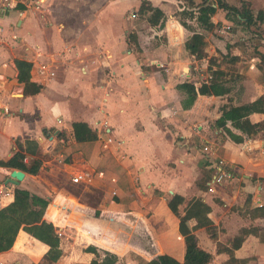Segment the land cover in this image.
<instances>
[{
    "label": "crops",
    "instance_id": "0c3cea01",
    "mask_svg": "<svg viewBox=\"0 0 264 264\" xmlns=\"http://www.w3.org/2000/svg\"><path fill=\"white\" fill-rule=\"evenodd\" d=\"M207 3L215 7L208 13L211 27L199 18L201 7ZM146 4L162 10L155 20ZM231 12L245 22L225 30L224 23L232 21ZM248 27L257 30L254 33L259 36L252 50L245 44L249 41ZM262 54L264 0H46L39 6L0 5V159L9 158L17 142L25 145L26 138L34 139L37 145L44 140L62 145L60 154L69 155L62 166L52 164L53 156L45 158L41 162L48 165L35 172L0 163L3 264L44 259L54 235L44 224L37 225L39 220L5 208L16 185L49 199L43 215L56 228L75 223L72 217L67 220L63 211L80 212L82 206H95L79 200L62 181L71 175L68 165L78 146L92 161L88 167L94 170L99 166L104 153L110 151L101 150V142L103 147L110 143L115 151L124 150L129 159H136L140 190L167 188L170 194L178 192L190 199L182 189L187 179L183 148L200 134H208L203 138L215 146L205 153V167L211 171L207 184L199 187L193 178L199 195L191 201L195 204L200 196L196 205L204 201L210 206L207 214L215 237L204 232L205 226L196 225L194 217L187 222L198 243L211 252L206 264H231L235 258H245L244 264H264V128L248 134L230 118L225 124L216 122L232 105L250 103L260 96L264 100ZM16 59L27 62L23 67L26 81L18 78ZM211 79L219 83L222 92L197 91L188 106L182 103L186 91L180 82L191 80L197 88L201 81ZM247 117L250 121L264 120V108L251 110ZM75 120L95 129L97 138L77 141L72 128ZM194 123L196 131L192 129ZM226 127L242 138L233 139ZM178 153L180 163L162 166L157 162H172ZM29 154L26 152L22 159L26 164ZM219 158L233 176L216 181L212 173ZM13 167L24 171L18 183L5 181ZM158 172L167 174V179L153 180ZM88 177L95 179L93 172ZM52 205L60 210L50 211ZM240 234V243L232 246ZM57 236L61 254L56 259L46 257L52 264L89 262L94 255L85 246L75 245L74 239L62 233ZM223 246L230 247L231 253ZM39 248L42 251L36 257L33 251ZM112 252L119 256L116 262L121 261V252Z\"/></svg>",
    "mask_w": 264,
    "mask_h": 264
},
{
    "label": "rangeland",
    "instance_id": "374dc122",
    "mask_svg": "<svg viewBox=\"0 0 264 264\" xmlns=\"http://www.w3.org/2000/svg\"><path fill=\"white\" fill-rule=\"evenodd\" d=\"M216 1L222 2V0ZM228 10L230 11V9ZM231 13L229 16L232 21L224 23L223 28L225 30H233L236 26H240L245 22L243 19L238 18L235 12ZM257 18L258 16L254 19V22H257ZM259 18L262 19V14ZM248 29L246 34L249 41L245 44L252 50V46H256L259 36H256V33H254L257 31L254 28L248 27ZM192 129L195 131L198 129L196 123L192 125ZM224 134L221 131L222 137L225 136ZM199 136L202 138L199 139ZM207 136L208 134L197 135L187 145L185 143V148H183V165L187 179L182 189L186 192L187 197L190 196V199L184 198L178 205L179 213L185 208L187 202L198 194L192 181L193 178L197 179L196 185L199 187L207 184L205 180L208 178L204 179V177L208 173L205 167V163L208 162V157H206L205 153L210 150V147L213 148L215 146V142H210L205 140L206 138H203ZM178 138L180 139L181 137L178 136ZM204 143L208 144L207 149L203 148ZM56 145L47 140L42 141L38 144L35 155H28V164L31 163L33 157H39L43 161V159L53 156L51 158L52 164L62 166V160L66 161L69 155L64 154L62 151L60 154L62 145ZM107 145V147H103L102 143H99L101 150L110 151L104 153L105 156L99 163V166H96L94 170L93 167H88L92 164V161L87 157L85 149L79 146L75 148L77 152L72 153L71 165H68V170L71 175L62 181V184L74 192L79 200L85 201L95 207L89 208L82 206L80 212L72 210L67 214L63 211V214L67 215V220L69 217H72V221L75 223L66 222L62 227L57 226L56 228L53 222L43 215L44 219L52 223L53 233L59 235V232L66 235V238L74 239L75 245L78 243L83 247L87 244L94 245L96 251L89 262L94 259L95 262L109 261L107 264H139L142 259H155L159 253L163 252L180 260L184 242L180 232L177 230L178 216L171 212L165 205V201L170 196V192L165 187L167 186L173 189L172 185L167 184L164 190L159 188L146 191L140 190L137 188L140 183V178L137 170L138 166L135 167L134 164L136 159H129L127 153L124 150L118 149L119 147L116 148L119 150L117 152L114 150V145L110 143ZM90 150L93 153L95 147H90ZM180 156L178 153V157L176 155L175 159L172 162L169 161V163L163 162L165 161L164 159H158L157 162L162 166L171 163H180ZM46 163L48 165V162ZM46 163L42 164L41 162L38 168L46 167ZM82 169L84 171H81ZM90 172H93L95 179L88 177V173ZM74 174H81L79 180L74 181L71 178ZM155 178L164 180L167 179V174L158 172L155 177L153 176V180ZM151 180L152 176L151 179L149 178V181ZM226 181L217 183V185L223 184ZM85 182H88V186H85ZM143 192H145V196H142ZM150 193L160 195V197H153ZM70 196L74 198L72 194ZM137 197H141V199L137 201ZM198 198L195 199V204L199 201ZM127 208H133L135 210L128 212L126 211ZM49 209H51L50 211L60 210L59 208L55 209L53 205ZM37 225H41L40 221ZM86 227L91 229L90 235L83 234V229ZM205 231L206 234L210 235L207 228L204 229ZM211 231L214 232L215 229L213 228ZM39 236L46 238V235L41 232H39ZM106 240L114 241L118 245L112 247L110 244L104 245L100 242ZM107 246L112 247L114 250L107 248ZM112 251L121 252L120 260L122 262H116L119 256ZM28 264H52V262L45 257L41 260L34 258Z\"/></svg>",
    "mask_w": 264,
    "mask_h": 264
},
{
    "label": "trees",
    "instance_id": "16d2710c",
    "mask_svg": "<svg viewBox=\"0 0 264 264\" xmlns=\"http://www.w3.org/2000/svg\"><path fill=\"white\" fill-rule=\"evenodd\" d=\"M146 7L152 9V20H155L162 10L159 7H152L151 5H145ZM214 6L210 3H207L203 7H201V13L199 15L202 23L205 24L206 27H211L213 23L209 21V12L214 10ZM246 15V14H244ZM249 18V15H246ZM264 56V54H262ZM16 65L18 66L19 73L18 78L20 80H27V74L23 70L24 66H27V62L23 59H16ZM180 87L184 88L186 91V96L182 103L188 106L194 99L197 91L201 93H220L222 92V88L220 87L217 81L213 79L209 81H201V83L196 88L193 81H182L178 84ZM263 96H260L253 100L250 103L232 105L229 108L225 109L224 113L220 115L216 122L218 124H225L226 118H230L232 123L240 128L245 133L255 132L260 128H264V120L258 121H250L247 117L248 112L251 110L257 109L262 110L264 108L263 105ZM73 134L77 141L84 140H92L97 138V132L95 129H90L87 127V123L83 120H75L72 122ZM229 135L235 139L240 140L242 138L241 134L234 133L231 129L226 127ZM31 144V145H29ZM17 149L12 153V155L6 160L0 159L1 164L10 165V166H18L30 172H35L41 160L39 157H33L31 163L26 164L25 161L22 160V157L26 152L30 154H35L37 148V142L34 139H25V145L21 142H17ZM211 174L208 172L204 179L208 178ZM206 186V185H204ZM184 196L181 193L173 192L167 199V205L170 210L178 216V230L180 234L183 236L184 241V250L182 254V258L180 260L175 259L173 256L167 254L166 252L159 253L157 258L155 259H145L142 260L140 264H206L211 258V252L205 249L198 243L197 236L195 232L189 226L187 220L190 217H194L196 219V225H203L208 229L210 235L215 237V233L211 231L214 228L213 222L211 218L208 216L207 212L210 209V206L202 201L200 204H193L191 200H189L184 208V212L179 213L178 205L183 201ZM48 198L30 191L26 187H21L16 185L13 189V198L6 205L5 208L20 214L26 218H31L34 220H39L40 223L44 224L50 230H53L52 223L50 221H46L43 217L45 207L48 203ZM242 235H237L234 237L232 242V246H237L240 241ZM102 244H110L112 247H116L118 244L114 243V241H100ZM105 242V243H104ZM113 244V245H112ZM38 245H42L37 243ZM42 247V246H41ZM34 250L33 254L35 256H39L41 254L42 249ZM86 250H91L93 252L96 251L94 245L87 244L85 246ZM223 249L229 251L231 253V248L228 246H223ZM61 254V249L58 246V236L54 233L51 243L49 247L46 249L45 256L50 259H56ZM109 261H101L95 262L92 259L90 262L83 261H71L66 264H107ZM245 258H235L231 264H244Z\"/></svg>",
    "mask_w": 264,
    "mask_h": 264
},
{
    "label": "built area",
    "instance_id": "2783aa9c",
    "mask_svg": "<svg viewBox=\"0 0 264 264\" xmlns=\"http://www.w3.org/2000/svg\"><path fill=\"white\" fill-rule=\"evenodd\" d=\"M46 0H0V5L2 6H15V5H19V4H23L24 6H31V5H35V6H39L41 4H43V2ZM41 67H44V63H41ZM203 148L206 149L207 145L204 144ZM26 155H24L22 157V159H25ZM81 174H74L72 175V179L74 181L79 180ZM233 176V171L226 168L224 166V162L222 158L217 159V161L214 164V171L212 173V180H216V181H220L223 180L225 178H229ZM85 234L90 235L91 233V229L86 227L84 228L83 231ZM59 234V232H58ZM0 264H3V261L0 260Z\"/></svg>",
    "mask_w": 264,
    "mask_h": 264
},
{
    "label": "water",
    "instance_id": "95a60500",
    "mask_svg": "<svg viewBox=\"0 0 264 264\" xmlns=\"http://www.w3.org/2000/svg\"><path fill=\"white\" fill-rule=\"evenodd\" d=\"M24 171L21 168L13 167L9 171V175L6 177L5 181H9L12 183H18V181L22 178Z\"/></svg>",
    "mask_w": 264,
    "mask_h": 264
}]
</instances>
